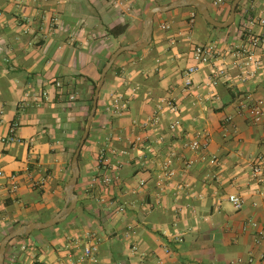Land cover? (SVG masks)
<instances>
[{
  "label": "crops",
  "instance_id": "obj_1",
  "mask_svg": "<svg viewBox=\"0 0 264 264\" xmlns=\"http://www.w3.org/2000/svg\"><path fill=\"white\" fill-rule=\"evenodd\" d=\"M173 1L0 0V243L16 224L61 210L100 69L120 47L140 44L152 7ZM202 1L217 21L229 18L232 0ZM262 19L264 0H243L224 29L190 7L156 14L149 46L125 52L100 91L77 208L59 227L8 246L5 264H264V120L238 110L244 98L264 99ZM245 30L261 40L256 69L235 51ZM204 45L215 52L186 86ZM115 96L127 103L122 115L111 110ZM157 110L159 124L145 128ZM200 134L202 148L186 145ZM89 231L100 239L95 262L80 260Z\"/></svg>",
  "mask_w": 264,
  "mask_h": 264
},
{
  "label": "water",
  "instance_id": "obj_2",
  "mask_svg": "<svg viewBox=\"0 0 264 264\" xmlns=\"http://www.w3.org/2000/svg\"><path fill=\"white\" fill-rule=\"evenodd\" d=\"M241 1L242 0H233L231 4V9H230V16L224 22L217 21L212 16L206 3L203 2L202 0H175L168 5L154 6L148 11L145 21H144V29H143V34H142V39L140 41V44L123 46L117 49L110 56V58L108 59V61L106 62V64L104 65L101 71V77L94 89L92 107H91L89 116L87 118L85 129L81 135L78 146L71 160V164H70L71 175H70L69 180L66 182L64 186L65 203L63 207L56 215H54L52 218L46 221H37V222L30 223V224L22 225L12 230L11 232H9L7 235H5L2 238V241L0 243V264H5L6 251H7L9 243L12 240L19 238V237H23V238L29 237L34 231H41V230L49 229L60 223H63L71 216V214L77 208L79 197L76 193V186L78 184L80 173H81L79 158H80L82 148L84 147L85 142L87 138L89 137L91 126L96 116L100 91L105 83L106 77L109 71L111 70L113 64L118 60V58L122 54H124L125 52H139V51L146 49L149 46V44L151 43L152 37H153L154 18L156 14L166 13V12L178 9V8L193 7L197 9V11L203 17V19L207 23L211 24L212 26L217 27V28H228L235 22L236 10Z\"/></svg>",
  "mask_w": 264,
  "mask_h": 264
},
{
  "label": "built area",
  "instance_id": "obj_3",
  "mask_svg": "<svg viewBox=\"0 0 264 264\" xmlns=\"http://www.w3.org/2000/svg\"><path fill=\"white\" fill-rule=\"evenodd\" d=\"M260 23L264 25V19H262ZM260 43H261L260 38L253 36V37H250V39L248 40L246 44H242L240 46L235 47L236 54L238 56H244L246 59V64L250 66L251 69L258 68L260 64V60L257 59V55H256V49L259 48ZM214 52H215V48L213 46L204 45V46L195 47L194 59L196 60L197 65L191 66L185 71L184 79H185L186 86L192 85L191 75L198 71L200 64L209 63ZM223 72L224 71H221V73ZM58 85H60V83ZM26 96L30 97L31 94L28 93ZM35 99L37 100L38 97H35ZM166 104L168 105L169 110L176 111L177 107L172 101H168L166 102ZM126 109H127V103L124 100V98L121 96H115L111 103L112 112L115 115H122ZM238 110L240 111V113H245L254 124H259L260 122L264 120V99L252 100L250 98H244L241 101H239ZM160 120H161V113L159 110H157L156 113L150 119H147L142 124L145 128L157 126ZM180 123L181 122L179 119H175L174 121L170 123L169 127L171 130H176L178 126L180 125ZM201 137H202V134L198 135L193 141L187 143L186 145L191 147V149L193 150H199L200 148H202ZM9 139L14 140L15 138L12 136ZM18 141L20 142L21 140L19 139ZM101 158L105 159V155L102 154ZM172 158H173V155H171L165 162L166 169H167L166 173L168 175H173V171L171 170V165L173 162ZM215 162H216L215 158L211 159V163H215ZM186 164L190 165L191 163L187 162ZM253 170L255 174L262 175V168L260 165H256ZM0 175H3L1 171H0ZM111 181L112 179L109 176H106L104 178V183L108 184ZM16 189H17V186L13 185L11 190L15 191ZM229 200L237 209H240L242 207V201L240 197H238L237 195H230ZM123 210L124 209L120 207V211H123ZM262 236H263V233L260 232L259 238L260 237L262 238ZM86 238L89 239L91 243L88 242L84 246L83 253H82L80 260L89 259L95 262L96 261L95 254L98 250L97 245L100 240L99 235L96 232L89 231L86 233Z\"/></svg>",
  "mask_w": 264,
  "mask_h": 264
},
{
  "label": "trees",
  "instance_id": "obj_4",
  "mask_svg": "<svg viewBox=\"0 0 264 264\" xmlns=\"http://www.w3.org/2000/svg\"><path fill=\"white\" fill-rule=\"evenodd\" d=\"M242 1H243V0H242ZM242 1H241L240 4L238 5V8H237V10H236V15H238V14L241 12V3H242ZM232 2H233V0L231 1V4H232ZM190 8H191L196 14H198V15L201 16V14L197 11V9H195V8H193V7H190ZM208 25H210V26H211L212 28H214V29L217 28V27L212 26V25L209 24V23H208ZM127 29H128V26H127V25H124V26H122V27H116V28L110 30V34H113V35H119V34L124 33ZM223 29H224V28H223ZM246 35L248 36V39H250L251 35H250V33L247 32V30L244 31L242 37H246ZM123 55H124V54H122V55L118 58V60H119ZM115 68H116V63L113 64V66H112V68H111V71H114ZM102 69H103V67L100 69V72L102 71ZM118 74H120V72H119ZM96 84H97V83L94 82V89H95V87H96ZM92 102H93V98H91V99H90V102H89V108H90V110H91V107H92ZM86 122H87V119L85 120L84 125H83L82 128H81V132L84 131ZM80 137H81V134H80ZM88 139H89V137L87 138L86 142L88 141ZM86 142H85V144H86ZM78 143H79V141H78ZM75 149H76V148H75ZM73 154H74V151H73ZM80 157H81V154H80ZM79 159H80V158H79ZM69 168H70V163H69ZM78 183H79V181H78ZM8 204H9V203H8ZM61 224H62V223H60V224L54 226V228L59 227ZM19 226H21V225H20V224H16V225L13 227V229L18 228ZM13 229H11V230H13ZM49 229H50V228H49ZM49 229L41 230V232H43V231H44V232H47ZM7 233H9V231H8ZM7 233L4 234V235H2V238H3L5 235H7ZM23 239H24L23 237L16 238V239L12 240V241L9 243L8 246L11 247L16 241H18V240H23Z\"/></svg>",
  "mask_w": 264,
  "mask_h": 264
},
{
  "label": "rangeland",
  "instance_id": "obj_5",
  "mask_svg": "<svg viewBox=\"0 0 264 264\" xmlns=\"http://www.w3.org/2000/svg\"><path fill=\"white\" fill-rule=\"evenodd\" d=\"M221 30L219 29V32H220ZM76 150V149H75ZM72 157H73V153L71 154V158H70V164H71V160H72ZM70 175H71V171H70V173H69V176H68V178H67V180H66V182L69 180V178H70ZM65 182V183H66Z\"/></svg>",
  "mask_w": 264,
  "mask_h": 264
}]
</instances>
